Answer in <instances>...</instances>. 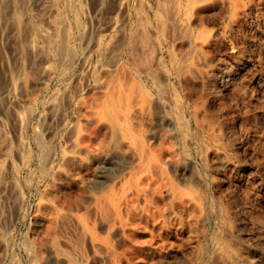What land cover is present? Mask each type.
<instances>
[{"label": "rangeland", "instance_id": "obj_1", "mask_svg": "<svg viewBox=\"0 0 264 264\" xmlns=\"http://www.w3.org/2000/svg\"><path fill=\"white\" fill-rule=\"evenodd\" d=\"M159 1L83 0L82 3V0H69L68 6H66L64 9L67 12L64 11V14L68 20L70 28L73 30V43L77 49V54L76 59H74L75 62H73L74 64H72L71 68L65 73H63L60 69L55 68L52 62L45 61L46 57L50 54V51L51 53L53 51L49 42L42 38V36H31V38H33L31 39V42L32 40L35 42V46L34 44L32 45L35 51L33 53V50H31L32 56L29 54L26 57L21 58V54L19 56H16L15 54V52H19V45L17 42L12 40V43L11 39L9 42V39L7 36H5L7 33H2V31L0 32V45L3 47L0 48L4 49L3 51H0V68H3L4 66L5 69H8L9 71L8 72L5 69L0 70V76L3 78V80L0 78V95L2 96V99H7L9 88L10 86L12 87V84L10 83L11 78H9L11 76V71H13L16 66L19 68L14 70L17 74H19V71H21L20 69L23 70L22 73L20 72V76L17 75L18 77L15 81V85L12 88L15 92L17 91V96L22 98L20 101L15 99L16 102L14 103V100L13 105H15V107H17V105L19 107L21 106L20 109L23 111V115L20 113L18 118V114H14V112L11 111L12 115L15 116V119H13L11 113L9 115L7 112H5L7 114L5 116L9 117L5 118V116H3V112L6 111V108L4 109V107L0 105L3 107L2 110L0 108V117L3 120L0 124V127H2L1 131H4V134L7 135V140L10 139L8 142L10 143V146H12L9 148L7 153L0 152L2 155H4L1 156L0 154V162H3L1 164L4 166L5 172L7 170V163V172H10V174L9 172H6V176L8 174L9 178H4L5 188L4 190L0 191V198L2 202L0 207V226L8 231L6 232L7 237L1 248L2 250L0 251V264H67L66 262L62 263V260L60 261L55 253H53V251L51 252V248L49 246L53 236L59 240L60 246L64 250H67L69 253L72 252L73 255H78L77 257L80 260L81 258L91 261L94 259V256L96 255V249H94L95 247H93V244L89 238L86 239L85 237V239H83L82 237H77L80 235L78 232H76L78 229L76 223V226L73 225L74 227H71V224L74 222L67 224L70 225V227H68L73 230L72 232L75 234L72 233V235L75 236L69 234L71 233V230L67 232L69 228L65 225H63L65 226L64 230L66 229V233L64 234L61 231L62 227L60 228L62 224L59 223L58 228H56L57 231L60 230L59 233L56 231L52 233L53 235L50 233H44V231L47 232L45 224H42L44 222L42 215H44L45 212L39 206L43 203L42 199L44 202L48 201V188L50 187L53 177L55 176V170L60 167L59 163H63V159L69 150L71 144L70 142H72V138L77 136L78 132L79 139H81L83 143L88 144V142L91 143L100 141L103 144L105 143V149L108 147L106 144L109 143V136H102L103 134H100L99 136V130L98 134L96 132V129H98L99 126V122L97 121V118L99 119V117L97 116L95 119L97 122L94 120L95 117L92 119V122L90 121V123L89 121L86 122L85 120H81V122V115L77 107L79 108L82 103L88 101L91 95H93L91 93H94L93 91H95L94 87L97 85V82L95 84V81L97 80L95 79L94 73L99 69V65L105 59L104 57L106 56V47H113L114 44L117 45V43H119L118 47L114 46V48L116 49V52H120L119 49H121V53L119 55L116 53V56L118 62L121 64L123 63L122 65L133 66L135 63H137L136 65H139L140 63L138 64V62L142 61L144 64H151L150 66L154 65L155 67H153L158 68L160 73L166 74L167 79L164 78V81L161 80L162 87L160 88L162 90L160 89V94L164 102H170V99L178 100L180 102L183 116L187 118L185 121L188 122L187 128L191 137L185 142V145L182 144L183 142L180 136L175 137L176 143L173 142L174 139H172L173 141L171 140V142L168 141L167 143L172 145L174 148H179V156L182 155L185 160H188L200 177L199 180H201L200 183H202V188L201 186L197 187H200L199 190L206 194L211 200L213 199L216 204L214 210L210 211V214L207 215L205 221L206 227L204 226L206 232L204 242L210 246V248L207 250V253L205 254V264H212L211 262L215 257L214 253L216 254V251L219 250L221 243L215 240L217 242L216 243L213 240V234L214 236L215 234H220V236L230 240L235 239V237H228L230 235L229 231L225 226L222 225V216L218 210L223 202L230 204L232 208V217L238 222L240 226L238 239L240 238L239 240L243 245H241V247H237L238 249H236L242 253L250 255L253 261L252 264H264V228H260L262 225L264 227V0H235V2L228 0L173 1L175 6L176 3L179 5L177 7L179 8L177 9V15H179L178 19H180L181 22L183 21L181 25H178L180 28L178 29L177 26L175 30L172 27L173 18H167V15H165L166 13L161 10ZM165 2L167 3V0H165ZM227 2H232L228 4L229 6L230 4L233 6V3H235V6L237 5L236 9H234L236 10V17L238 18V21L236 19H232L228 13L227 7L229 8V6H225ZM247 2L252 8L249 5L247 6ZM26 3L28 11L31 15L33 14L31 25H45L42 24L44 22H42L40 18L44 12V9L38 5L39 3H37L36 0H26ZM81 3L83 5H81ZM251 3H253V6ZM72 4L74 6H77V4L83 6L81 7V13H83L81 14V18L83 20V24L85 25H83V30L86 29L87 31V33H85V31L82 30L83 36L76 28V20L74 19L75 13L74 11L72 12V9L69 7ZM170 5L167 6V12L169 15L171 12H174V5L173 7ZM243 6L246 10L243 9ZM237 8H239L238 10H243L237 12ZM158 12L163 18L165 16L164 19L166 20V25L168 27L166 25V27H160L161 25L159 24V21V27L156 25L157 23L155 20H158ZM34 15L37 20L34 19ZM52 15H54V18L57 17V14L55 13ZM146 18H148V21L151 22L150 25H147V23L150 22L147 21L146 23ZM232 20L234 21L232 22ZM170 24L171 28L169 27ZM181 27H184L182 28L183 30ZM188 27L190 28V31L186 29ZM230 27L231 29H228ZM220 29L222 30L220 31ZM133 31L136 33L134 34ZM89 32V35L92 37L86 35ZM219 32L223 33V35H218ZM3 34L4 39L2 38ZM131 37L137 39L138 42H136L137 40L135 41L134 38L132 41ZM189 37L192 39V44H188L186 41ZM5 38H7L8 41H6L7 39L5 40ZM83 38L84 40L82 41ZM89 38L90 41L92 39L93 40L91 42L89 41L90 43H86ZM86 39L87 41L85 42ZM3 41H6L5 44L7 42H9L8 44L11 43V46L15 44L16 46L14 45L13 49L15 50L16 47L18 50L14 51L12 47H9L7 44L6 45L8 47L6 48V45L3 44ZM200 42L203 43L202 45H204L203 48H201L202 46L200 47L201 49L199 48V45H201ZM111 43H113V45ZM197 44L198 47H195ZM190 45L191 47L193 45V47H189ZM9 48H11L14 52ZM188 48H191L193 51L192 53H189L190 55H188V68L186 69V72L182 70H176L178 68L176 65L179 64V58L181 55H183L184 51L187 52L189 50ZM198 48L199 51H197ZM48 51L49 54H47ZM128 53L130 54L128 55ZM135 53H139L138 57L136 55L137 58L135 57ZM34 54H36L35 58L33 56ZM18 57L20 58L17 59ZM130 57L131 59H129ZM42 58H45L44 61H42ZM134 58L138 59L137 62H135L136 59L134 60ZM40 62L43 64L45 62L47 63H45L44 66L41 63V66L38 67ZM190 64L197 70L190 69L192 68L190 67ZM29 65H31V67ZM26 67H28L27 70H25ZM45 67H51L53 69V73L47 78L46 85L44 84L42 87L37 85L38 88H35L34 84L36 83L33 82L35 80L34 77L36 75L38 76L40 71H42ZM40 68H42V70ZM191 70L192 72H190ZM193 70L195 72H193ZM6 72L9 74L7 75ZM63 74L65 76H63ZM201 75H203V80L205 77V81L207 82L206 84L204 83L205 81L202 80ZM7 78L10 83L9 86L6 85L8 83ZM25 78H29V81L26 79L27 86L25 85ZM18 81L19 84L22 81L23 83L18 86ZM211 81H213V84ZM161 82L158 83V85H161ZM208 83H211L210 86H208ZM150 85L152 86V90L154 92L158 90V85H156V83L151 78ZM163 85L165 87H163ZM23 86L24 88L27 87V90H30L31 87V90L26 91V89L24 90L22 88ZM170 87L172 90L169 89ZM163 88H165V91ZM166 90L167 92L169 91V95ZM162 91L165 93L163 92L164 94H162ZM173 91L174 93L172 94ZM207 91L209 93L212 92V94L208 93L207 95ZM59 93L60 96H56L59 95ZM89 94L90 97L88 99ZM164 95L170 98L166 99ZM174 95L177 97L175 98ZM28 97L34 99V102L29 103L28 100V102H25L26 98L28 99ZM237 98H239V100ZM85 99L86 101H84ZM101 99L102 96H99L98 101L96 100L97 104L95 101L94 104L96 107ZM51 102H53V104ZM54 103L55 105L57 104L56 108ZM19 107H17V109ZM28 110L30 112H28ZM194 111L197 114H200V116L197 114V116L194 115ZM25 112L28 113L26 114ZM204 112H208L210 114H205ZM232 116L234 118H232ZM27 117H29V121L26 120ZM198 117H201L202 121ZM212 117H216V119L213 118L215 123L217 122L216 125H213V120L211 121L212 124H207V119L210 123L209 119ZM217 119L221 123L220 126H218L219 122L216 121ZM93 122L96 123V126L98 125L97 128ZM20 125L22 127H20ZM75 126H77V131L74 130ZM71 127L73 130H71ZM204 127L205 129H203ZM78 129L82 132L78 131ZM37 130L42 131L43 134H41L43 137L45 136L44 138L50 141L52 144L51 146L53 147L50 154V158H52H48L51 165L49 162L47 163V166H50V169L48 168V173L47 171L45 172L43 169H41L42 167L39 162L41 146L35 135L40 133L37 132ZM23 132L25 134L27 133V136L23 135ZM213 132L215 133V136ZM195 133H198L199 135H196ZM219 133L223 134V136L222 140L217 142L214 138L216 136H221ZM210 134H213L214 138ZM224 134L228 135L224 137ZM197 139H199V141ZM189 140L190 143H188ZM17 143L18 145L21 144L22 147L18 146ZM177 144L179 145L177 146ZM210 146H212V148ZM217 146L219 147L220 151H223V153H221L219 156H214V153L211 154V152L218 148ZM18 147H21L20 149L22 150H20ZM26 147H28L29 150ZM16 148L18 150H16ZM229 149H231V151ZM24 150H26L27 153ZM18 151L21 153L23 159H21V155ZM53 151L55 152L53 153ZM202 151H206L203 153L204 155L202 154ZM24 153L27 154V157L23 155ZM222 154L224 157L226 156V159L221 156ZM212 156H214L216 159ZM52 160L55 161L52 162ZM94 167L96 166L94 165ZM11 170H13L12 173ZM16 174L18 176H16ZM11 179L13 180L11 181L13 182L12 184L16 186L17 190L9 182ZM8 183L11 184L14 192H12V189L10 190L11 186L9 187L10 184ZM197 183L201 185L199 182H196V180H194L192 184L196 186ZM184 184L185 183L183 182L182 185ZM238 187L241 188V190L238 189ZM68 190L72 192H69ZM68 190L67 191L69 194L75 192V188ZM241 191H243V193L246 192V194L244 193V197ZM4 192H6V194H10L12 192V196L6 194L3 195L2 193ZM253 193L255 194V197L253 196ZM248 194H250L249 196L252 198L249 197ZM246 197L248 198L246 199ZM5 198H7V201ZM83 209L84 208L81 210ZM81 210L77 212L80 213ZM86 210L84 209L82 213ZM261 211L263 213H261ZM2 212L5 213V217H1L4 215ZM89 213L92 216L90 215L89 217L87 215ZM85 214L87 215L88 219H90V221H94V212L92 213L91 210H87ZM258 215L260 218L257 217ZM92 217L93 219H91ZM2 219H5L4 222ZM41 220L43 222H41ZM1 221L3 223H1ZM97 226V230L100 231V233L102 232L104 234L106 232H104L99 225ZM36 228H38L39 231ZM217 228L220 230L218 233L216 232ZM165 229L164 234H168L170 236V243L168 244L167 248L165 247L166 249L164 248V251L170 254L167 259H164L161 254H158L159 252L155 248L151 247V245L143 243L144 241H148L152 238L150 234L147 235L141 233V235H143L140 238V244L137 243V245H135L133 242H129V244L132 246L126 248L131 249V247H137L138 249H141L142 252L145 250L143 252V256H145L143 261H146L145 264H174L178 261H185L193 250L191 239L182 229L174 231V229L169 226V223ZM176 232L179 233L177 234ZM179 234L183 237L181 239V244L183 247L181 246L180 241H178ZM104 235H106V233ZM113 237L114 236H111V238ZM43 238H51L49 241L50 244L48 241H45L49 245L47 244L46 246V243H44L45 245L43 244L44 246L41 247L40 245L42 243L40 242ZM155 238L160 239L157 233H155ZM112 240L115 242L116 238L114 237ZM27 241H29V246ZM214 242L215 247L214 245L212 247L211 244ZM70 243H75V245ZM231 243L233 246H235V241H231ZM138 245L140 247H138ZM48 247L50 249H48ZM40 248H43L44 250H41ZM39 250L42 253H40ZM125 251V257L128 259H125V257L119 259L117 264H139L140 261L143 262L140 260L141 256L137 257L136 253L132 254L129 250ZM256 253L259 255V257H262V259L259 258ZM54 256H56L55 259L53 258ZM93 263L110 264L109 259L97 260L91 264ZM213 264L222 263L213 262Z\"/></svg>", "mask_w": 264, "mask_h": 264}, {"label": "bare ground", "instance_id": "obj_2", "mask_svg": "<svg viewBox=\"0 0 264 264\" xmlns=\"http://www.w3.org/2000/svg\"><path fill=\"white\" fill-rule=\"evenodd\" d=\"M157 1H159V0H157ZM173 1L175 2L176 0H172V1L167 0V3L165 2V0L164 1L160 0L159 4L161 5V10L164 13H166L165 15H167V18L168 19L173 18L172 19L173 23L171 21L170 22L172 23V27L175 30V28L178 25H181L183 21L181 22L180 19H178L179 15H177V9H179V8H177V7L179 5H177V3H176V6H175L174 5L175 3H173ZM228 1H232V2L234 1L235 2V0H228ZM36 2L39 3L38 5H40L44 9V12L42 13V15L41 16L39 15V16H40L42 22H44V23H42V22L41 23L45 24V25H39V24H35L33 26L31 25V19H33L32 18L33 14L31 15L30 12L28 11L26 0H0V32L2 31V33L3 32L7 33L5 36H7V38L9 39V42H10V39H11V42H12V40L14 42L15 41L17 42V44L19 45V52H15V54H16V56H19L21 54V58L26 57L29 54L32 56L31 50H33V53L35 51L34 47L32 46L35 42H33V40H32L33 43L31 42V39H33V38H31V36H35V35L42 36V38H44L46 41L49 42V44L52 48V51H53L52 53L50 51V54L48 51L47 54H49V55L46 57V59L44 58L45 61L52 62L53 65L55 66V68H58L63 73H65L71 68L72 64H74L73 62H75L74 59H76V54H77V49L73 43L74 42L73 41V30L70 28L68 20L64 14V11H66L64 9L66 6H68L69 0H36ZM168 2H172V3H168ZM232 2H229V3H232ZM250 2H252V1H250ZM82 3H83V0H82ZM82 3H81V5H83ZM229 3L227 2L226 5L225 4L224 5L227 7V6H229L228 5ZM170 4H172V5H170ZM234 4L235 3H233V6L230 4L229 8L227 7V10H228V13L230 14V16L232 17V19L237 20L238 18L236 17V10H235L237 5L235 6ZM169 5L172 7L174 5V8H173L174 12H171L170 15L167 12V6H169ZM248 5L250 6V4H248V2H247V6ZM251 5L253 6V3H251ZM69 7L72 9V12L74 11V13H75L74 19L76 20V28H77L78 32L83 36V31H85V33H87L86 29L83 30L85 25L83 24V20L81 18V14H83V13H81V7H83V6H80L78 4H77V6L76 5L74 6L72 4ZM168 8H170V7H168ZM238 9L239 8H237V12L242 11L245 8L243 6L242 10H238ZM223 10H224V8H223ZM53 13L57 14L56 18H54V15H52ZM239 14H240V12H239ZM158 15H159V12H158ZM162 15H164V14H162ZM238 16H240V15H238ZM164 18H165V16H164ZM164 18L159 15L157 18L158 20H155L157 23L156 25L158 26L160 24L161 25L160 27H162V28L166 27L167 26L166 20ZM34 19L37 20L35 15H34ZM148 20L149 19L146 18V23ZM158 21H159V24H158ZM233 21L234 20H232V22ZM148 22H150V21H148ZM148 24L150 25L151 22L147 23V25ZM168 25H169V23H168ZM234 25H232V26H234ZM223 26H225V25H223ZM169 27L171 28V24ZM177 28L179 29L180 26H178ZM182 28H184V27H181V29ZM186 29L189 30L190 28L188 27ZM228 29H231V27ZM221 30L222 29H220V31ZM225 30H227V29H225ZM135 33L136 32H134V34ZM89 34H90V32L86 35L90 36ZM215 34H216V32H215ZM219 34L223 35V33H220V32L218 33V35ZM132 35H133V33H132ZM3 37H4V34H3L2 38ZM90 37H92V36H90ZM0 38H1V36H0ZM7 38H5V40ZM133 38H132V41H133ZM8 39L6 41H8ZM193 39H195V38H193ZM83 40H84V38L82 39V41ZM136 40L137 39H135V41ZM82 41H80V42H82ZM86 41H87V39L85 40V42ZM89 41H90V38L86 43L91 42V41L90 42ZM186 41L188 44H192L191 37H189L188 40H186ZM5 42L3 41L4 45L7 44L9 47L11 46V43L8 44L9 42H7L5 44ZM136 42H138V40ZM86 43H85V47H86ZM111 44L113 45V43H111ZM202 44L203 43H201V45H199V48L201 46H202L201 48L204 47V45H202ZM206 44H208V43H206ZM7 45H6V48L8 47ZM118 45H119V43H117V45L114 44V46H117V47H118ZM135 45H137V44H135ZM13 46H11L12 49H13ZM34 46H35V44H34ZM114 46L113 47H110V46L106 47V49H105L106 50L105 51L106 56L104 57L105 59L103 57H102L104 59L103 61L100 59L102 61V63L99 65V69L94 73L95 79L97 80V81H95V84L97 82V85H96V87H94L95 88V91H93L94 93H91L92 91L90 92L93 95H91V97H90V94H89L88 99H89V97H90V99L88 101H86V99H87L86 98L84 100L86 102H84L82 100L84 103H82L79 106V108L77 107V109H79V112L81 115V118L79 117L80 121L85 120L86 122L89 121V123H90V121L92 122V119L94 117H95L94 120L96 119L97 116L99 117V119L97 118V121L99 122L98 123L99 126L97 125L98 129H96L97 130L96 132L98 134V130H99V136H100V134L101 135L103 134L102 136L106 135L105 137L109 136L108 137L109 143L106 144V146H108V147L105 149V145H104L105 143L103 144L100 141L91 142V143L88 142V144L83 143V141H81V139H79V135H78L79 132H78L77 136L75 138H72V142H70L71 144H70L68 152L65 155V158H64L65 160L63 159V163L62 162H61L62 164L59 163L60 167L57 170H55V176L53 173L54 177L52 179L50 187L48 188V194H47L48 195V201L44 202V200L42 199L43 203L40 204V206H39L45 212V213L43 212L44 215H42L43 216L42 219L44 220V222L41 220V222H43L42 224L43 225L45 224L46 230H47V232L44 231V233L52 234L55 231L59 233L60 230H58V231L56 230V228H58V223H59V224H62V226H60V225L59 226H60V228L62 227L61 231L65 234L66 233L65 232L66 229L64 230L65 226L70 227V225H67V224H69L70 222L71 223L74 222L73 224H71V227L73 225H75V223L78 226L77 230L74 228L76 230V232H78L80 235L77 237H82L83 239H85V237H86V239L89 238V240L93 244V247H95L94 249H96V251L94 250L96 252V255L94 256V259L92 261L91 260H84L81 257H80L81 258V260H80L77 257L78 255L75 254L76 255L75 256L72 254V252L69 253V252H67V250H64L60 246L59 240L55 236H53L51 244L49 242L51 238L50 239L48 238L49 240L47 238H43L44 240L43 239L41 240L40 243H42V244L40 246L43 247L45 245L44 243H46V246H47V244L49 243L50 244L49 247L51 249L49 247H48V249H50L51 252L53 251V253H55V255L60 259V261L62 260V263L66 262L67 264H91L94 261L106 260V259L107 260L109 259L110 264H117L119 259H122L125 257V254H126L125 250H129L132 254L136 253L137 257L141 256L140 260L143 261L145 259V256H143L144 255L143 252L145 250H143V252H142V250L138 249L137 247H131V249L126 248V247L132 246L129 244V242H133L135 245H137V243L140 244V238L143 235V234L141 235V233H144L147 235L150 234L152 238L148 241H144L143 243H145V244L147 243V244L151 245V247L155 248L159 252L158 254H161V256L164 257V259H167V257L170 254L165 252L164 248L168 247V244L170 243V236L168 234L167 235L164 234V229L167 226V224L169 223V226L171 228H173L174 231H177L179 229L184 230V232L191 239V244H192V249H193L190 256L188 258H186L185 261H178L174 264H205V261H204L205 254L207 253V250L210 248V246H208V244H206L204 242L205 233H206L205 232V227H206L205 221H206L207 215L210 214V211L214 210V207L216 206V204L213 201V199L211 200L210 198L207 197L206 194H204L203 192H201L199 190L200 187L199 188L197 187V186H201V188H202V183H200L201 180H199L200 177H199L198 173L196 172V170L192 167L190 162L188 160H185L182 157V155L179 156V153H178L179 148L178 149L174 148L172 145L167 143L168 141L171 142L172 139H174V141L173 140L172 141L174 143H176L175 137L180 136L182 138V142H183L182 144L185 145V142L191 137L190 132L187 128L188 122L185 121V119H187V118L183 116V112H182V109L180 106V102L178 100L170 99V102H164V100L160 94V89H161L160 87H162L161 80L162 81L165 80L164 79V78H166L165 73H160L158 68H154L155 67L154 65L150 66L151 64L148 65L146 63H145L146 65H145L144 63H142V61L138 62V64L140 63V64H144V65H140V64L136 65L137 63H135V65H133V66L132 65L131 66L122 65L123 63L122 64L119 63L117 60V56H116V53H117V55H119L121 53V49H119L120 52L118 51L119 52L118 53V52H116V49L114 48ZM0 47H2V46L0 45ZM189 47H191V45ZM192 47H193V45H192ZM195 47H198V44ZM2 48H0V51L4 50ZM191 48H188L189 50L187 49L188 50L187 52H185V51L183 52V55H181V57L179 58L180 60H178L179 64L176 65V66H178V68L176 67L177 68L176 70H180V71L182 70V71L186 72V69L188 68L187 58L189 57L188 55H190L189 53H192V51H193ZM199 48L197 49V51H199ZM9 49L11 51L14 50V49L12 50L11 48H9ZM15 50H18V49H16V47H15ZM190 50H191V52H190ZM129 54L130 53H128V55ZM35 55L36 54L33 55L34 58H35ZM131 55H132V53H131ZM136 55L138 57L139 53H135V57H136ZM131 57L129 59H131ZM19 58L20 57H18L17 59H19ZM136 58H134V60ZM44 59L42 61H44ZM137 60L138 59H136L135 62H137ZM139 60H141V59H139ZM38 61H37V63H38ZM101 61H99V62H101ZM47 62H45V63H47ZM41 63L42 62H40V65L38 67L41 66ZM45 63L44 64L42 63L43 66L45 65ZM128 63H129V60H128ZM131 64H132V62H131ZM18 65H21V64H18ZM29 66L31 67V65H29ZM190 67H192L190 69L197 70V69L193 68L194 66H191V64H190ZM16 68H18V66H16L14 68V70H16ZM27 68L28 67H26L25 70H27ZM42 68H40V69L42 70ZM1 69L3 70V69H5V67L3 66V68H0V70ZM14 70L11 71V76L9 75L10 76L9 78H11L10 83L12 84V87L10 86L8 95L6 94L7 99H4V98L2 99V96L0 95V105L3 106L4 109L6 108V111H4V112L2 111L4 114L3 116L7 115L5 112L9 113V115H10V113L12 115V112H14V114L15 113L18 114V118H19V114L22 113V115H23V111L20 109L21 106L19 107L18 105H17V107H19V108L17 109V107H15V105H13V101L15 99L20 101V100H22V98L17 96V94H16L17 91L15 92L12 88L15 85V81H16L17 77L21 75L23 70L20 69L21 70V71H19L20 75L17 74ZM194 70H193V72H195ZM6 71H8V69ZM167 71H169V70H167ZM190 72H192V70ZM52 73H53V69L51 67H45L42 71H40L38 76L36 75L37 77L36 76L34 77L35 80L33 82L36 83V84H34V87L38 88V86L42 87L44 84L46 85V80L48 77H50V75ZM8 74L9 73H7V75ZM26 75H27V73H26ZM63 76H65V75L63 74ZM201 76H202L201 78L203 80V75H201ZM0 78L3 80V78L1 76H0ZM29 78H25V85L27 82L26 79H28V81H29ZM150 78L156 83V85H158V83L161 82V85H158V88H157L158 90L155 89L156 92H154L152 90V86L150 85ZM212 78H214V77H212ZM7 81H8V78H7ZM203 81H205V77H204ZM207 81L210 82L209 80H207ZM212 82L213 81H211V83ZM10 83L8 81V83L6 85L9 86ZM21 83H23V81L20 82V84ZM204 83L206 84L207 82L205 81ZM18 84H19V81H18ZM20 84L18 86H20ZM28 84H30V83H28ZM210 84L208 83V86H210ZM0 85H1V83H0ZM35 85L36 86L38 85V86L36 87ZM24 86L22 87L24 90L25 89H26V91L31 90V87H30V90L29 89L27 90V87L24 88ZM153 86H154V84H153ZM163 87H165V86L163 85ZM45 88H46V86H45ZM208 88H210V87H208ZM163 89L165 91V88H163ZM169 89H171V87ZM164 91H162V94L165 93ZM166 92H167V90H166ZM173 93H174V91L172 92V94ZM206 93L208 95L209 92L207 91ZM210 93L212 94V92H210ZM165 95H164V97L166 99L170 98V97H166L167 95L166 96ZM168 95H169V93H168ZM56 96L59 97L60 93H59V95H56ZM56 96H55V98H56ZM99 96H102V99H101V101H99V104L96 107L94 103L96 100L98 101ZM176 97L177 96H175V98ZM237 99L239 100V98H237ZM27 100L29 101V103L34 102V99H31L29 97H28V99L26 98V101L24 99L25 102H28ZM97 101H96V104H97ZM15 102H16V100L14 101V103ZM51 103L53 104V102H51ZM54 105H55V103H54ZM56 105H55V108H56ZM1 106H0V108L2 110L3 107H1ZM203 106H204V104H203ZM28 112H30V111L28 110ZM28 112H25V113L27 114ZM204 113L206 114L208 112H204ZM213 113H215V112H213ZM196 114L197 113L194 111V115H196ZM208 114H210V113H208ZM197 115L200 116V114H197ZM207 116H209V115H207ZM6 117H9V116H5V118ZM12 117H13V119H15L14 118L15 116L12 115ZM28 118L29 117H27L26 120L29 121ZM198 118H200L202 121L201 117H198ZM213 118L214 117L209 119L210 123H209L207 118H204V119H207V121L206 120H204V121H206L207 124L210 125V124H212L211 121L213 120ZM232 118H234V117L232 116ZM214 119H216V117ZM5 120H7V119H5ZM2 121L3 120L0 117V124L2 123ZM216 121H218V119ZM225 121H226V119H225ZM24 122H25V120H24ZM76 122H78V121H76ZM84 122H83V124H84ZM213 122H214L213 125H216L217 122L215 123L214 120H213ZM93 123L96 126V123L95 122H93ZM220 125H221V123L219 122L218 126H220ZM223 125H225V124H223ZM97 126H96V128H97ZM193 126H195V125H193ZM230 126H231V124H230ZM20 127H22V126L20 125ZM20 127H18V128H20ZM215 128H217V127H215ZM203 129H205V127ZM221 129H222V127H221ZM1 130H2V127H0V152L7 153L9 148L12 146H10V143L8 142V140H10V139L7 140V137H6L7 135H5L4 131L2 132ZM71 130H73V128ZM74 130L77 131V126H75ZM78 131H80V130L78 129ZM37 132H40V133H37L35 135H36L37 140L39 141L40 146H41V152H40V158H39L40 161L39 160L38 161L40 162L41 167H42V168L41 167L40 168L43 169V171H45V172L47 171V173H48V168L50 166L48 167L47 163L49 162L48 158H50L51 150L53 149V147L51 146L52 144L50 143V141L45 139L44 138L45 136L43 137L42 131L37 130ZM80 132H82V131H80ZM195 134L197 135L198 133H195ZM23 135L27 136V133L26 134L24 133ZM196 135H195V137H196ZM210 135H212V137H213V134H210ZM219 135H221V136H218V137L216 136L215 138L213 137L214 139H216L217 142L222 140L223 134L219 133ZM227 135L224 134V137ZM214 136H215V133H214ZM176 139H178V138H176ZM197 140L199 141V139H197ZM26 143H27V141H26ZM188 143H190V140L188 141ZM24 144H25V142H24ZM17 145H18V143H17ZM178 145L179 144H177V146ZM18 146H21V144H19ZM212 146H210V147L212 148ZM233 146H234V144H233ZM14 147H16V146H14ZM187 147H188V145H187ZM26 148H28V147H26ZM185 149H187V148H185ZM16 150H18V149L16 148ZM20 150H22V149H20ZM28 150H29V148H28ZM229 150L231 151V149H229ZM24 151L26 152V150H24ZM209 151H211V150H209ZM221 151L218 147L214 151H212L211 154L214 153L213 154L214 156L215 155L219 156L221 153H223V151L222 152ZM54 152L55 151H53V153ZM185 152H186V150H185ZM205 152L206 151H202V154ZM26 153H24L23 155L26 156L27 155ZM0 154H1V156H4V155H2V153H0ZM62 154H63V152H62ZM20 155H21V153H20ZM28 155H29V153H28ZM189 155H191V154H189ZM214 156H212V157H214ZM221 156L224 157L223 154ZM221 156H220V158H221ZM228 156H230V155H228ZM54 157H55V155H54ZM224 158H222V159H224ZM21 159H23L22 155H21ZM217 160H219V159H217ZM53 161H55V160H52V162ZM1 163H3V162H0V191L4 190V188H5V186H4L5 179L4 178L5 177L9 178L8 174H7L8 177L6 176V172L8 170L7 163H6V167H7L6 172L4 170V166ZM49 164H50V162H49ZM52 164H54V163H52ZM223 164H226V163H223ZM94 165L96 167H94ZM10 166H11V164H10ZM10 169H11V167H10ZM12 171L13 170H11V173H12ZM9 174H10V172H9ZM17 174H16V176H18ZM42 174H44V173H42ZM16 178H18V177H16ZM194 180H196V182H199L201 185H199L197 183V185L194 186V184H192L194 182ZM11 181H13V180L11 179L9 181L12 184L13 182H11ZM183 182L185 183L184 185H182ZM10 183H8V184H10ZM34 183H35V181H34ZM11 184L9 185V187L11 186ZM238 186H240V185H238ZM11 187H10V190L12 189V192H14L13 187L12 188ZM14 187L16 189V186H14ZM72 188L73 189L75 188V192H73L72 194H69L68 191L69 192H72V191H70L68 189L72 190ZM231 188H232V186H231ZM238 189L241 190V188H239V187H238ZM234 192H235V190H234ZM241 192L243 193V191H241ZM11 193L6 194V192H4L2 194L3 195H5V194L11 195ZM44 193H46V192H44ZM224 193H226V192H224ZM244 193L246 194V192H244ZM244 193H243V197H244ZM239 195H240V193H239ZM249 195L250 194H248V196ZM257 195H259V194H257ZM11 196H8V197H11ZM253 196L255 197V194ZM249 197H251V196H249ZM247 198L248 197H246V199ZM6 199L7 198H5V200ZM10 199H9V201H10ZM237 199H238V197H237ZM262 201H263V199H262ZM1 203L2 202H1V198H0V207H1ZM243 206H244V204H243ZM65 208H67V209H65ZM82 208H84L85 210L86 209L91 210L92 213L94 212V215H93L95 217L94 221H92V220L90 221V219H88L87 215L90 217L91 214L89 213L86 215L85 212L87 210L82 213V211L84 210V209L81 210ZM244 208H247V207H244ZM35 210H37V209H35ZM80 210H81V212L78 213L77 211H80ZM4 211H6V210H4ZM218 212L222 216V220H223L222 225L225 226L229 231L230 235L228 237H230V236L235 237L236 240L235 239L230 240L228 238H224V237L220 236V234L219 235L215 234V236L213 234V240L214 241L217 240L218 242H221V243L219 246V250L216 251V254L214 253L215 257L213 258V261L211 263L213 264V262L214 263H216V262L220 263L221 262L222 264H252L253 261H252V258L250 257V255H247V254L242 253V252L237 250L238 249L237 247H239V246L241 247V245H243V244H241V241L239 240L240 238L238 239V232H239L240 226H239L238 222L232 217V208H231L230 204L223 202L220 205ZM255 213H256V211H255ZM261 213H263V212L261 211ZM3 214L4 215H2L1 217H3V216L5 217V213H3ZM255 215H253V216H255ZM257 217H259V215ZM91 219H93V217ZM2 220L4 222L5 219H2ZM3 222L1 221V223H3ZM252 223H253V221H252ZM257 224H259V223H257ZM41 225H40V227H41ZM63 225H65V226H63ZM97 225H99L100 228H102L104 232L106 231L105 232L106 235H104L105 233L104 234L102 232L100 233V231L97 230V227H98ZM260 228H264L263 225ZM36 229L38 230V228H36ZM43 229H44V227H43ZM218 229L219 228L216 229L217 233L220 231ZM69 230H71V228H69L67 232H69ZM72 231L73 230H71V233H69L70 235H72V233H73ZM6 232H8V231H6L5 229H3L0 226V251L2 250L1 248H2L3 243L5 242V239L7 237ZM155 233H157L159 235L160 239L155 238ZM73 234H75V233H73ZM72 236H75V235H72ZM111 236H114L116 238L115 242L112 240V239H114V237L111 238ZM182 238L183 237L180 236V234H179L178 241H180V244H181ZM144 239H145V237H144ZM213 240H212V242H213ZM42 241H44V242H42ZM45 241H48V243ZM231 241H235V246L232 245ZM215 242L213 244H211L212 247L215 244ZM28 243H29V241H27V244ZM61 243H62V241H61ZM70 244L75 245V243H70ZM28 246H29V244H28ZM31 246H32V244H31ZM181 246H182V244H181ZM138 247H140V246L138 245ZM214 247H215V245H214ZM186 248H185V250H186ZM40 249L42 250L43 248H40ZM188 249H190V248H188ZM217 249H218V247H217ZM37 252H38V249H37ZM40 253H42V252L40 251ZM127 253H128V251H127ZM155 253H157V252H155ZM180 253H178V254L181 255ZM122 255H124V256H122ZM174 255H176V254H174ZM56 256H54L53 258L55 259ZM258 257H259V255H258ZM259 258L262 259V257H259ZM59 259H57V260H59ZM85 259H87V258H85ZM125 259H128V258L125 257ZM148 261H149V259H148ZM126 262H127V260H126ZM143 262L140 261L139 264H145L146 263V261L144 263Z\"/></svg>", "mask_w": 264, "mask_h": 264}]
</instances>
